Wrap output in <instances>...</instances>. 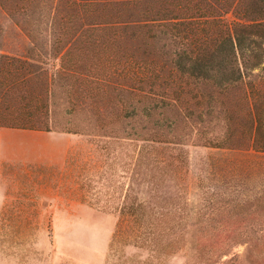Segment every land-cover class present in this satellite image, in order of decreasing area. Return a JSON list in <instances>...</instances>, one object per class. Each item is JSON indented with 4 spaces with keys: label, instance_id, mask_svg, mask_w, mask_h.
Segmentation results:
<instances>
[{
    "label": "rangeland",
    "instance_id": "obj_1",
    "mask_svg": "<svg viewBox=\"0 0 264 264\" xmlns=\"http://www.w3.org/2000/svg\"><path fill=\"white\" fill-rule=\"evenodd\" d=\"M15 22L0 6V55L32 48ZM36 22L37 33L50 28ZM255 52L260 61L229 95L209 88L201 116L200 107L189 118L166 113L171 133L142 116V103L124 120L116 102L0 99V114L51 128L0 127V264H264V151L250 147L264 146V53ZM224 135L227 147L206 145Z\"/></svg>",
    "mask_w": 264,
    "mask_h": 264
},
{
    "label": "trees",
    "instance_id": "obj_2",
    "mask_svg": "<svg viewBox=\"0 0 264 264\" xmlns=\"http://www.w3.org/2000/svg\"><path fill=\"white\" fill-rule=\"evenodd\" d=\"M0 6L22 23L32 44L27 56L0 55V99L35 93L43 100L60 94L71 106L116 102L124 120L137 117L136 105L142 103V116H156L167 133L173 122L166 113L180 111L189 118L200 107L201 116L209 108V88L229 95L245 81V70L260 61L255 49L264 53V0H0ZM34 21L50 28L37 33ZM241 98L250 112L248 92ZM120 117L116 112L111 121ZM0 127L51 130L30 114L13 111L0 114ZM153 135L165 142L168 134ZM232 137L206 145L225 148ZM250 147L264 151L255 143Z\"/></svg>",
    "mask_w": 264,
    "mask_h": 264
}]
</instances>
